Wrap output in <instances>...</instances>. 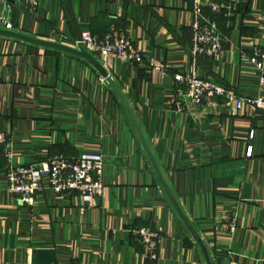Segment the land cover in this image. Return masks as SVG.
Masks as SVG:
<instances>
[{"label": "crops", "instance_id": "obj_1", "mask_svg": "<svg viewBox=\"0 0 264 264\" xmlns=\"http://www.w3.org/2000/svg\"><path fill=\"white\" fill-rule=\"evenodd\" d=\"M195 1L40 0L31 10L8 0V18L15 31L67 45L84 29L101 36L122 28L172 70L194 68L241 94H256L253 67L242 55L264 41V0H211L230 4L217 17L227 43L216 61L190 52ZM108 70L214 261L264 264V112L245 105L232 116L218 98L176 111L170 77L118 60ZM7 142L17 164L104 154L103 196L87 206L75 193L59 197L46 187L34 206H20L2 178ZM225 216L237 219L233 235L220 223ZM146 226L163 227L157 259L146 257L131 232ZM39 248L56 249L55 264H206L100 73L75 55L0 36V264H34Z\"/></svg>", "mask_w": 264, "mask_h": 264}, {"label": "built area", "instance_id": "obj_2", "mask_svg": "<svg viewBox=\"0 0 264 264\" xmlns=\"http://www.w3.org/2000/svg\"><path fill=\"white\" fill-rule=\"evenodd\" d=\"M9 1L18 5H27L31 10H37L40 5V0ZM205 7L212 16L218 17L228 13L230 4L226 1L196 0L193 9L194 19L189 26L192 36L190 52L195 59L207 57L216 61L220 59L225 49L227 38L221 31L217 19L205 14ZM0 9V27L13 30L8 18V12L11 10L8 0H0ZM68 44L76 48L82 46L96 56L107 69L113 60H118L144 65L159 72L164 79L170 77L173 80V96L170 104L176 111L184 110L189 104L196 106L209 104L218 98L231 107L232 116L239 115L245 105L264 112V41L254 44L249 52H244L242 55V61L252 65L253 74L258 82V91L254 95L241 94L235 87L216 78L200 76L194 68L178 71L172 70L168 65L160 64L155 58L139 49L132 35L122 28L113 27L110 32L101 36L84 29L78 38L68 41ZM5 152L10 162L2 171V178L8 192L16 198L20 206H34L39 191L46 187L59 197L75 193L87 206L95 204L105 192L106 161L102 153L57 155L41 161L17 164L13 161L12 142L6 143ZM220 223L232 235L238 228L237 219L234 217H222ZM131 232L143 244L146 257L157 259L163 227L146 226L132 229Z\"/></svg>", "mask_w": 264, "mask_h": 264}, {"label": "water", "instance_id": "obj_3", "mask_svg": "<svg viewBox=\"0 0 264 264\" xmlns=\"http://www.w3.org/2000/svg\"><path fill=\"white\" fill-rule=\"evenodd\" d=\"M0 36L2 37H9L18 39L36 46H42L46 48L55 49L58 51H62L65 53H69L71 55H75L77 57H80L84 60H87L103 77L104 80L107 81V83L112 87V89L116 92L118 95L121 103L123 104L132 124L134 125V128L141 140V143L144 147V150L153 166V169L159 179V182L161 186L163 187L168 199L170 200L172 206L174 207L175 211L177 212L178 216L198 244L206 264H217V262L214 261L212 258V255L210 253L209 247L202 238V236L198 233L194 225L191 223L185 212L183 211L182 207L180 206L177 198L175 197L172 189L170 188L169 184L167 183L160 166L148 144V141L146 139V136L144 134V131L127 99L124 92L118 85V83L115 81V79L112 77L108 69L98 60L96 56L88 52L85 48L82 46H79L78 48L69 46L67 44L57 42V41H51L47 39H42L39 37H35L33 35H29L26 33H21L19 31L15 30H9L5 28L0 27ZM33 262L34 264H55L58 262V256L56 249H47V248H39L35 249L33 253ZM220 264H231L230 260L225 259Z\"/></svg>", "mask_w": 264, "mask_h": 264}, {"label": "trees", "instance_id": "obj_4", "mask_svg": "<svg viewBox=\"0 0 264 264\" xmlns=\"http://www.w3.org/2000/svg\"><path fill=\"white\" fill-rule=\"evenodd\" d=\"M212 18H214V19H217V16L215 17V16H212ZM191 33V32H190Z\"/></svg>", "mask_w": 264, "mask_h": 264}]
</instances>
